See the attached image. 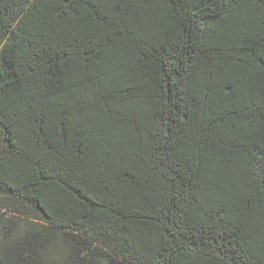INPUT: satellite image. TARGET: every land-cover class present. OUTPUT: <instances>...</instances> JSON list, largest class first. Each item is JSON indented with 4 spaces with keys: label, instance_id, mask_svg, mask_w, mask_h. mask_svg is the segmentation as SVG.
Returning <instances> with one entry per match:
<instances>
[{
    "label": "trees",
    "instance_id": "1",
    "mask_svg": "<svg viewBox=\"0 0 264 264\" xmlns=\"http://www.w3.org/2000/svg\"><path fill=\"white\" fill-rule=\"evenodd\" d=\"M0 264H264V0H0Z\"/></svg>",
    "mask_w": 264,
    "mask_h": 264
}]
</instances>
